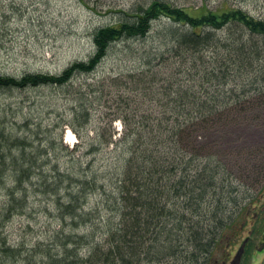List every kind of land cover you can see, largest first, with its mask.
Returning a JSON list of instances; mask_svg holds the SVG:
<instances>
[{"label": "trees", "instance_id": "trees-1", "mask_svg": "<svg viewBox=\"0 0 264 264\" xmlns=\"http://www.w3.org/2000/svg\"><path fill=\"white\" fill-rule=\"evenodd\" d=\"M129 17H133L130 22L118 21L95 31L97 53L88 62L74 61L51 77L33 72L19 78L0 77L2 90L25 89L48 79L66 84L75 73L99 64L111 41L147 35L158 40L144 54L180 73L157 84L146 69L130 72L129 77L144 83L142 88H129L125 78L115 84V94L105 90L103 83L96 85L92 91L99 90L98 104L111 109L97 120L85 104L88 99L77 90L84 103L72 105L74 119L67 123L78 138L73 149L85 151L75 157L70 150L72 157L80 166L83 154L101 151L108 144L120 157L105 163L110 167H94L89 181L81 177L83 169L73 165L63 172H44L35 161L42 150L26 131L29 125L24 122L19 129L13 128L0 103V186L4 195L0 234L13 214H23L18 208L26 206L31 186L54 196L51 211L59 225L51 245L36 241L32 246L20 242L13 249L1 246L0 264H215L219 258L221 264L225 262L233 235L248 216L237 186L227 180L231 173L220 139L226 129L264 123V118L253 117L257 107L264 114V101H247L238 108L237 100L229 102L235 109L225 120L219 110V102L225 101L215 99L219 93L212 89L232 69L264 59V17L228 2L210 8L161 0H153ZM163 18L169 24L152 35V22ZM259 68L264 73V62ZM79 107L84 109L80 115ZM116 118L122 131L112 139L111 124ZM256 173L263 176L264 167ZM229 204L241 207L231 210Z\"/></svg>", "mask_w": 264, "mask_h": 264}, {"label": "rangeland", "instance_id": "rangeland-1", "mask_svg": "<svg viewBox=\"0 0 264 264\" xmlns=\"http://www.w3.org/2000/svg\"><path fill=\"white\" fill-rule=\"evenodd\" d=\"M152 1L0 0V72L12 75L25 72L57 73L70 62L89 56L92 51L91 36L94 29L124 19L125 14L136 12ZM162 1L185 7L205 4L210 8L228 2L230 5L249 10L255 16L264 17V0ZM166 23L165 19L154 21L151 34H155ZM157 38L149 36L144 42L130 39L114 43L98 69L86 78L82 76L76 79L72 86H47L36 90L0 89L1 108L4 109L7 119L13 122V128L19 129L27 122L29 126L26 131L32 133L34 144L41 143L49 148L50 156L42 158L39 164L44 163L45 169L54 163L59 166L73 165L77 169L80 167L71 153L65 149L66 145L71 147V144L64 140L66 129L64 120L73 105L72 100L78 99L81 94L88 95L89 92L93 95H89L85 104L96 106L99 90L92 91V88L97 89L96 85H100V79L108 74L116 75L123 72L129 82L133 81L134 79L127 75L130 72H137L139 53L143 48L148 49L151 45H156ZM86 82L95 84L88 87ZM103 86L113 94L112 86L109 87L108 83H104ZM259 88L264 92V79L256 71L240 74L235 89L243 102H236V107L248 99L255 101L256 104L264 101L261 92L258 94ZM77 90H80L81 94ZM252 97L255 99L251 100ZM261 112V108L257 107L253 117L264 118ZM98 114H95V120L98 119ZM116 122L118 123V120L112 121V124L118 129ZM227 130H224V135L220 139L225 164L231 173L227 180L237 186L240 204L244 210L247 209L248 217L236 229L233 235L234 242L228 248L229 253L223 261L224 264H229V260L234 259L243 237L250 233L248 249L241 254L238 264H264V247L261 242L264 234V175L259 176L256 173L259 167H264V123L255 121L248 126L240 125L233 130ZM26 131L21 132L28 134ZM247 155L251 156L246 157ZM91 157L86 156L81 165L87 164ZM106 160L111 159H105L99 153L91 164L94 167L102 164L103 168L107 166ZM1 192L3 190L0 186V201L4 198ZM243 192L249 196L241 197L244 195ZM53 198L54 196L49 194L38 193L33 198L34 209L27 212L29 216H15L7 222L2 229L9 242H23L26 246H32L36 241H44L51 245L54 239L53 227L55 228L54 211H47L46 208L51 209ZM92 205L93 201L90 207ZM230 205L228 208L231 210L241 207ZM259 248L262 250L259 251ZM221 261L222 258H219V262L215 264H221Z\"/></svg>", "mask_w": 264, "mask_h": 264}, {"label": "bare ground", "instance_id": "bare-ground-1", "mask_svg": "<svg viewBox=\"0 0 264 264\" xmlns=\"http://www.w3.org/2000/svg\"><path fill=\"white\" fill-rule=\"evenodd\" d=\"M145 7H141V8H145ZM134 13L135 12H130V13L125 14V18L124 19H120L119 22L124 21V20H125V22L132 21L133 20V17L130 18L129 15H132ZM164 19L165 18H163L161 20H164ZM165 21H167V20L165 19ZM153 22H152V26H153ZM115 23H112V24H115ZM167 23H168V21H167ZM106 25H111V24H106ZM106 25H102V26H99L96 29H94V31L92 33V36H91L92 51L90 52L89 56L86 59H77V60H74V61L80 60V61L88 62V60L92 56L96 55V53H97V45H96L95 42H93V35H94L95 31L98 28L104 27ZM148 37H149L148 35L147 36H136L135 38H132V39L133 40H139V41H143L144 42L145 39H147ZM155 40H158V38L155 39ZM114 43H115L114 41H111L109 43V46H108L106 55L108 54V52L110 51V49L112 48V46L114 45ZM144 49L145 48H143L141 50V52L139 53V58L138 59H139L140 62L138 63L139 66H138L137 72L146 69V73L152 74L153 75V79H154V81H156L157 84H160L161 82H163L166 79L173 80L177 76H179L180 73L179 72H176L177 71L176 70L177 69L176 67L169 66V65H163L162 62L159 60V58L154 57L152 55L146 56L144 54V51H143ZM106 55L102 58L101 62L106 57ZM74 61H72V62H74ZM72 62H70V63H72ZM101 62L99 64H95V66L91 70H89V71L82 70V71H79V72L75 73L74 75H72L71 78H69L65 82L66 84L59 83V82H57L55 80L48 79L46 82H42V83L37 84V85H32V86H29V87H27L25 89H33V90H36V89H39L41 87H47V86H55V87L68 86V85L69 86H72L73 84H75L74 82H75L76 79H78V78H80L82 76H84V78H86L89 75H91V73H93L94 71H96L98 69V67L101 65ZM263 62H264V59H260L258 61L256 60L251 66H249L248 64L245 65V63H244L243 65H241L240 68L236 67V68L232 69L229 72V75L227 77H225L220 82L219 85H217V86L215 85L214 88L212 89V92L213 93H219V95H217L215 97V99H217L219 101H225V102H219V103H222V106L219 108V110L221 112H223V117L225 118V120H227L230 117V115L234 112V109H235L234 107L229 106V102L231 103V102L236 101V100H237V102H243V101L240 100L241 98H239V95H238V93H237V91L235 89V87L237 86L238 76L240 74H242V73H253L254 71H256L257 74H259L260 77L263 79L264 73L259 68ZM63 69L61 71L57 72V73H51V72H33V73H42L46 77H51V76H54V75H59L63 71ZM152 69L153 70H157V71H153L152 72ZM23 74L24 73H22L20 75H12V74H6V73L0 72V77L1 76H6V77L19 78ZM112 75H114V76H112ZM129 78H131V77H129ZM255 78H257V77H255ZM121 79H124L125 80V74L123 72L122 73H118L116 75L115 74H108V75L102 77L100 79V82L99 83H103V84L104 83H108L109 87H111V86L113 87V94H115L114 93L115 90H116L115 84L119 80H121ZM131 79H133V78H131ZM86 83L89 86H92V85L95 84V83H92V82H86ZM126 83H127L128 87L131 88V89H133L135 86L142 88V86L144 85V83L143 84L142 83L139 84L138 83V80H136V79L134 81H131V82H129V81L127 82L126 81ZM103 88H104V86H103ZM22 89H24V88H22ZM261 90H262V88H259L258 89V94H260ZM261 94H264V92H261ZM89 95H93V94H89V92H88V95L85 94L83 96H86L85 98L89 99ZM83 96L81 95L78 99L72 100V104L73 105H77L78 102L84 103ZM254 99H253V97L251 98V100H254ZM247 101H250V100L248 99ZM88 108L93 112L94 116H95L96 113H99L97 115V117L105 116L106 112H108L109 110H111L108 106H105V104H101V105L97 104L96 106H93L92 105V106H89ZM116 109L117 108H115V107L112 109L111 114H110V117L113 115L112 112H114ZM77 110H78V113H79L78 115H80L82 113V111H84L83 107H79ZM72 119H74L73 118V113L72 112H69V115L64 120L65 121L64 122V124H65L64 126H66V129L64 130V140H65L66 143L67 142L70 143L71 144V147H69L68 145L65 144L66 145L65 146V149H67L68 152H70V150H71L73 152V155L75 157H77V155L80 154V152L84 153L85 149L84 148H79L78 150L73 149L78 144V140H77L78 138L76 139L77 136L73 133V130L71 129V127L67 123V121L72 120ZM115 120H119V118H116ZM116 124H117V122H116ZM203 124H204V122H203ZM85 128L86 127H82V129H85ZM117 128H118V125H117ZM111 129L113 130L112 139L118 138L120 136V133L122 131V128L121 129L118 128V129H120V131L118 132L117 131L118 129H116V126H114L113 124H111ZM38 145H39V147L42 150V154L38 155V157L36 158L35 161H36V163L38 162L37 164L40 165L43 168L44 172H47L49 174L51 172H63L66 168H68V166H59L56 163H54V164H52V166L50 168L45 169L43 167L44 163H42V164H39V163H40V161H41L42 158H47V157L50 156L49 155V152L50 151H49V148L48 147H46L44 145H41V143H39ZM51 148L53 149L54 147L51 146ZM102 149L103 150L98 151V152L83 154L85 156L82 157V163H84V160L83 159L86 156H88V155H91L92 156L90 158V161L87 164L80 165V167L78 168V169H80V168L83 169L82 172H81V177L85 181L91 180V178H92V176L94 174L93 173V170H92L94 166H93V164H89V163H93V161L96 158V154L101 153L103 155V158H105V159H109V158L111 160H116V159L119 160L120 159V157H117V156L114 155L115 154L114 152H111L110 151V144H108L107 147L106 146H103ZM117 155H118V153H117ZM112 158H114V159H112ZM111 160H106V163H108V162L110 163ZM113 166L114 165L112 164V167ZM107 167H110V165L107 166ZM56 169H57V171H56ZM81 177H78L76 179L79 180V179H81ZM33 181H35V180H33ZM108 190H111V189L108 187L107 188V191ZM42 191L43 190H42L41 187L39 188V191H36V189L33 186H31V188L29 190V195L26 198L27 199L26 206L24 208H20V207L18 208V210L20 212H22L23 214H17V213H15L17 211V208H16V211L13 210V213H15V214L12 213L13 215L11 216L10 220H8V222L11 221L12 218L15 217V216H21V215L29 216V213L27 214V212H29V210H33L34 209V201H33V198L36 197L38 195V193H41ZM61 191H62V189H61ZM41 194H45L46 195V194H49V193H41ZM93 198H94V195L91 194L89 196V199L91 201H93ZM0 203H1V201H0ZM46 210L47 211H51L50 208H46ZM53 220L55 222V228L53 227V232H54L55 230H57L59 228V225L56 223V217L54 215H53ZM0 238L3 239V242H0V244H1L0 247L1 246L2 247L4 246V247H9V248L13 249V248L18 247V245L20 244V242L19 243H17V242L16 243L9 242V240L7 238V235H4L3 233L0 234ZM2 259H3V257H2Z\"/></svg>", "mask_w": 264, "mask_h": 264}, {"label": "flooded vegetation", "instance_id": "flooded-vegetation-1", "mask_svg": "<svg viewBox=\"0 0 264 264\" xmlns=\"http://www.w3.org/2000/svg\"><path fill=\"white\" fill-rule=\"evenodd\" d=\"M262 238H263V239H262V241H261V242L263 243V247H264V234H263V237H262ZM263 247H262V248H263ZM262 248H259V251H260V250H262ZM230 261H231V260H229V264H231V262H230Z\"/></svg>", "mask_w": 264, "mask_h": 264}, {"label": "water", "instance_id": "water-1", "mask_svg": "<svg viewBox=\"0 0 264 264\" xmlns=\"http://www.w3.org/2000/svg\"><path fill=\"white\" fill-rule=\"evenodd\" d=\"M239 256H240V254H237L236 255V260L238 261V259H239Z\"/></svg>", "mask_w": 264, "mask_h": 264}]
</instances>
